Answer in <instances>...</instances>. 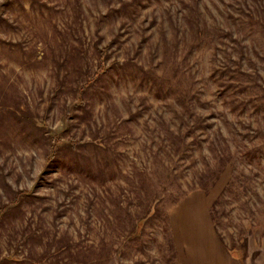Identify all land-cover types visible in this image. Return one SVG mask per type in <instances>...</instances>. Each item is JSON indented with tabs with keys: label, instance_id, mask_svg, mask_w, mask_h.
Returning <instances> with one entry per match:
<instances>
[{
	"label": "rangeland",
	"instance_id": "obj_1",
	"mask_svg": "<svg viewBox=\"0 0 264 264\" xmlns=\"http://www.w3.org/2000/svg\"><path fill=\"white\" fill-rule=\"evenodd\" d=\"M211 186L264 264V0H0V264H179Z\"/></svg>",
	"mask_w": 264,
	"mask_h": 264
},
{
	"label": "crops",
	"instance_id": "obj_2",
	"mask_svg": "<svg viewBox=\"0 0 264 264\" xmlns=\"http://www.w3.org/2000/svg\"><path fill=\"white\" fill-rule=\"evenodd\" d=\"M212 189L192 191L170 210L179 264H241L217 233L211 215L217 197L213 198Z\"/></svg>",
	"mask_w": 264,
	"mask_h": 264
},
{
	"label": "trees",
	"instance_id": "obj_3",
	"mask_svg": "<svg viewBox=\"0 0 264 264\" xmlns=\"http://www.w3.org/2000/svg\"><path fill=\"white\" fill-rule=\"evenodd\" d=\"M99 58H100V64H99L97 70L94 72V74L89 78V81L90 82L95 81L99 76H101L102 74H104L107 71V69H108L105 66L106 65V61H107L106 60V58H107V52H106L105 49L104 50L100 49ZM83 87H87V86L84 85ZM60 145H61V141H60L59 137L54 136L53 137V141H52V146H51V152H50V155L48 157L49 161H52V160H54L56 158L55 155L58 153V150H59ZM208 171H210L211 173H213V178L211 179L212 180L211 185H212L218 179V177H219L222 169H219L217 172H214L212 169H209ZM211 188H212V186L210 188L203 187V189L206 192H209ZM21 193H29V192L21 191ZM217 201H218V199L214 202V204L212 205V208H211V215H212V218H213L214 223H215V219H214V207H215V204L217 203ZM155 212H156V208H154V210H153V212L151 214L149 212V213L145 214L144 216L140 217V219L138 220V222H137L136 225H138V223H140V226L139 227L140 228L143 227L146 219H149V216H151L152 214H155ZM170 231H171V229H170ZM228 248H229L230 252L233 254V251L235 249H233V247H228ZM171 249H172V252L174 254V257L177 259V252H176V247H175V243H174L172 234H171ZM239 249L242 251L243 256L241 258L239 256H236V255H234V256H236L240 260L241 264H246V253H245L246 250L243 247L242 248H239Z\"/></svg>",
	"mask_w": 264,
	"mask_h": 264
}]
</instances>
